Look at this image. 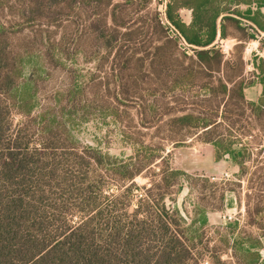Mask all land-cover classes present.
<instances>
[{
	"label": "trees",
	"instance_id": "1",
	"mask_svg": "<svg viewBox=\"0 0 264 264\" xmlns=\"http://www.w3.org/2000/svg\"><path fill=\"white\" fill-rule=\"evenodd\" d=\"M148 4L0 0V264H264V235L261 240L229 224L219 237L223 253L231 252V260H224L216 248L203 244L199 231L206 216L189 222L166 203L186 176L169 167L160 147L125 134L123 141L133 150L128 158L81 147L71 132V115L82 94L77 81L66 91V104L58 92L52 107L38 108L35 80L48 76L50 68L73 71L81 63L95 68L107 61L116 90L124 91L125 73L135 79L132 72L138 71L152 91L154 80L165 93H177L175 113L181 114L168 111L173 117L165 130L173 137L198 134L214 148L217 162L243 172L252 149L238 138L213 134L223 123L212 113L233 126L228 116L248 111L262 121L264 132V59L252 55L263 92L257 102H247L245 90L251 83L244 76V45H236L225 59L213 43L219 18L221 38L227 29H236L246 41L254 40L256 30L239 26L246 22L264 32V0H170L165 8L168 25ZM183 10L190 12L188 25L181 18ZM171 28L194 48V57L179 51L169 37ZM91 73L85 76L90 79ZM184 95H191L192 103H182ZM145 171L149 185H136L134 180ZM259 181V195L247 210L254 225L264 221V178ZM112 183L116 188L110 192Z\"/></svg>",
	"mask_w": 264,
	"mask_h": 264
},
{
	"label": "rangeland",
	"instance_id": "2",
	"mask_svg": "<svg viewBox=\"0 0 264 264\" xmlns=\"http://www.w3.org/2000/svg\"><path fill=\"white\" fill-rule=\"evenodd\" d=\"M169 1L149 0L148 9L156 12L160 19L163 4L167 5ZM254 40L258 41L256 55L264 59V45L261 44L264 43V34L263 36L259 34ZM215 45H219V42H215ZM178 49L181 53L194 57L189 51L185 52L179 47ZM220 49L226 58H230L233 54L230 43L224 44ZM101 63V66L95 65V68L91 63L89 65L81 63L74 67L73 71L50 68L48 76L42 74L35 80L38 108L52 107L55 104L54 94L58 92L63 95L62 100L66 104L68 96L66 91L70 89L74 79L81 87L82 94H78V98H75L78 100L76 103L78 109L71 115L75 121V128L71 132L74 140L81 147H98L111 156L128 158L133 150L123 141L125 135L137 138L145 145L160 147L163 150L162 156L167 160L169 167L186 176L181 178V189L177 191L175 188L166 203L178 208L189 222L198 220L200 214L206 216L207 222L200 227L199 231L202 233L203 244L210 249L216 248L224 260H231V252L227 250L224 254L226 248L219 242V237L226 232L229 224H238L239 229L262 240L264 221H260L258 217V225L249 224L250 219L247 214L249 207L255 204V195H259L258 184L262 181L259 179L264 178V151L261 152L264 149L262 121L258 122L251 118L248 111H244L239 117L232 114L228 116L229 120L235 121L231 126L227 121L220 120V115L216 118L215 112L212 113L215 120L223 123L221 128L215 129L213 134H219L228 139L238 138L249 144L248 147L252 149L250 159L246 160L245 170L240 172L237 167L225 161L217 162L214 148L202 142L198 134L182 133L173 137L174 134L165 130L164 125L179 108V104L175 101L180 98L177 93L171 91L165 93L163 87L158 86V82L154 80L150 85L154 88L152 91L146 84L148 79L141 78L138 71V73L132 72L135 75L133 77H137L135 79L125 73L122 78L125 88L121 92L122 88L116 90L112 64L107 61H101ZM88 71L92 72L90 79L85 76ZM71 74L77 78L75 79ZM142 74L146 77V74ZM244 76L247 82L251 83L250 88L246 90L245 99L247 102H257L262 96L263 89L254 74L252 57L245 63ZM133 82L135 88L132 86ZM116 92H121L118 97ZM193 100L191 95H184L182 103H192ZM68 104L71 105V103ZM214 104L216 105V102ZM171 110H175L170 113L173 115L167 114ZM112 111L116 113L115 117L110 115ZM217 111L220 114L222 107H219ZM84 112L85 115H82ZM180 114L181 112L175 113V116ZM13 121L17 123L19 118L14 117ZM174 140L181 143L176 145ZM152 168L158 172L156 166ZM149 175V172H143V175L137 177L134 183L141 187L148 186ZM115 188L116 184L112 183V187H109L110 192ZM259 224L263 230L258 229ZM196 226L198 227L199 224L197 223ZM198 247L201 248V246ZM261 254L264 255V249Z\"/></svg>",
	"mask_w": 264,
	"mask_h": 264
},
{
	"label": "crops",
	"instance_id": "3",
	"mask_svg": "<svg viewBox=\"0 0 264 264\" xmlns=\"http://www.w3.org/2000/svg\"><path fill=\"white\" fill-rule=\"evenodd\" d=\"M261 13L264 14V8L261 10ZM231 17L236 18L233 15H231ZM181 18H182L183 22L188 25L190 23V21H191L190 12L186 11V10L181 11ZM246 23H247V25H244V24L241 25L240 24L239 26H242V27H246L247 26V27L252 28V30L253 29L256 30V32H257V34L255 36L256 39L258 38L259 34L261 36H263L264 32H259L255 28V26L253 24H251L250 22H246ZM220 25H221V20L219 18L218 21H217V36H216V39H215V42L218 41L219 45H215V42H214L213 46H215V47L220 49V48H222L224 46V44L230 43L231 47H232V49H231V52H232L233 48L236 45H239V44L244 45V49H243V53H242V59H243V61L245 63H246L247 59L252 57L253 54H256L255 50L258 47V44H257L258 41L257 40H251V39L249 40V39H247V41H246V39H244V33L241 30H236V29L235 30L231 29L230 31L227 29L225 37L221 38V36H220ZM220 51H221V49H220ZM221 53H222V51H221ZM224 57H225V55H224ZM225 59H229V58L225 57ZM245 93H246V90H245ZM245 96H246V94H245Z\"/></svg>",
	"mask_w": 264,
	"mask_h": 264
},
{
	"label": "built area",
	"instance_id": "4",
	"mask_svg": "<svg viewBox=\"0 0 264 264\" xmlns=\"http://www.w3.org/2000/svg\"><path fill=\"white\" fill-rule=\"evenodd\" d=\"M165 8H166V5L163 4V8L160 12V16H161L160 21L162 22V24L168 25L166 21V17H165ZM169 35H170L169 36L170 38H173L177 41V45L180 49L185 50V52L189 51L191 54H194V51H193L194 48L187 45V43L182 39V37L172 28L169 31Z\"/></svg>",
	"mask_w": 264,
	"mask_h": 264
}]
</instances>
